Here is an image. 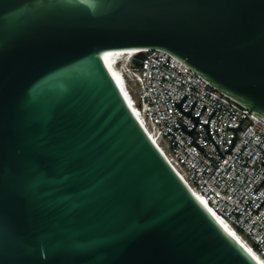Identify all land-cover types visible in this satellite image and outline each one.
<instances>
[{
	"label": "water",
	"instance_id": "95a60500",
	"mask_svg": "<svg viewBox=\"0 0 264 264\" xmlns=\"http://www.w3.org/2000/svg\"><path fill=\"white\" fill-rule=\"evenodd\" d=\"M141 48L264 118V0H0V264H262L108 67L109 52Z\"/></svg>",
	"mask_w": 264,
	"mask_h": 264
},
{
	"label": "built area",
	"instance_id": "2783aa9c",
	"mask_svg": "<svg viewBox=\"0 0 264 264\" xmlns=\"http://www.w3.org/2000/svg\"><path fill=\"white\" fill-rule=\"evenodd\" d=\"M129 70L126 87L150 136L189 186L264 258V118L164 49L135 52ZM186 93L182 108L200 114L196 125L177 103ZM244 116L238 139L225 151L235 134L229 125ZM178 120L194 127L191 133Z\"/></svg>",
	"mask_w": 264,
	"mask_h": 264
},
{
	"label": "bare ground",
	"instance_id": "6f19581e",
	"mask_svg": "<svg viewBox=\"0 0 264 264\" xmlns=\"http://www.w3.org/2000/svg\"><path fill=\"white\" fill-rule=\"evenodd\" d=\"M147 48H141V49H119V50H115V51H111L108 53L107 56V63H108V67L110 68V70L112 71V73L114 74L116 80L118 81L121 89L123 90L128 102L130 103L131 107L133 108L134 112L136 113V115L138 116L137 113V108L136 106H134L132 104L133 100H132V96L129 92V90L126 87V83H127V71H129V63H125V60L123 62V58H125V56L128 53L131 52H138V51H143ZM123 63V64H122ZM139 118V116H138ZM140 119V118H139ZM141 121V120H140ZM143 124V123H142ZM145 127V126H144ZM146 128V127H145ZM148 131V130H147ZM149 133V132H148ZM150 135V133H149ZM153 139V138H152ZM160 147V146H159ZM164 152V151H163ZM165 153V152H164ZM193 190V189H192ZM194 191V190H193ZM194 193L199 197V199L204 203V205L230 230L232 231L239 239L240 241L244 244V246L250 251V253L258 260L260 261L262 264H264V258L256 251V249L250 244L248 243V241L245 239V237L243 235H241L232 225H230L226 220L222 219L219 215H217V213H215L209 206L208 204L204 201V199L201 197V195L197 192L194 191Z\"/></svg>",
	"mask_w": 264,
	"mask_h": 264
},
{
	"label": "clouds",
	"instance_id": "9594fccd",
	"mask_svg": "<svg viewBox=\"0 0 264 264\" xmlns=\"http://www.w3.org/2000/svg\"><path fill=\"white\" fill-rule=\"evenodd\" d=\"M135 52H132V53H127V55L125 56V58L126 59H123V62H124V60H125V63H129L130 61H131V57L133 56V54H134ZM123 64V63H122ZM127 72V75H128V77H130L131 76V71L129 70H126Z\"/></svg>",
	"mask_w": 264,
	"mask_h": 264
},
{
	"label": "rangeland",
	"instance_id": "374dc122",
	"mask_svg": "<svg viewBox=\"0 0 264 264\" xmlns=\"http://www.w3.org/2000/svg\"><path fill=\"white\" fill-rule=\"evenodd\" d=\"M124 59V57H122Z\"/></svg>",
	"mask_w": 264,
	"mask_h": 264
}]
</instances>
